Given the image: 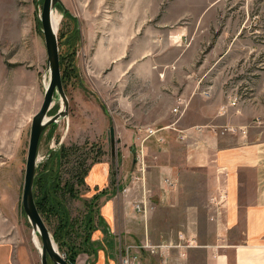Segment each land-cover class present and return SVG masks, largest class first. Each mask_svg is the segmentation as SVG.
I'll use <instances>...</instances> for the list:
<instances>
[{
  "label": "rangeland",
  "instance_id": "rangeland-1",
  "mask_svg": "<svg viewBox=\"0 0 264 264\" xmlns=\"http://www.w3.org/2000/svg\"><path fill=\"white\" fill-rule=\"evenodd\" d=\"M43 1L0 0V264H7L8 260H1L4 253L10 256L11 262L8 264H40L32 226L23 211L22 196L32 120L42 106L45 83L49 80L47 51L39 18ZM62 1L71 16H62L63 9L60 6L55 11L61 20L57 29L60 56L66 62L72 57L75 70L69 77L67 64L62 69L66 75L64 88L70 102L69 121L62 120L55 127L49 126L45 130L39 146V164L44 162L51 151L58 150L60 145L69 148V155L63 159L60 169L61 184H74L75 191L70 193L61 190L59 194L68 207L73 225L63 243L67 240L70 245H77L82 250L84 246L81 236L86 233L85 222L90 217L94 218L96 228L92 232L91 241L99 245L100 249L97 254L81 252L76 264L98 259L104 261V264L108 261L126 264L127 260L130 264H149L150 261L160 264L162 255L153 252L145 255L143 251L146 252V249L132 250L129 247L142 246L148 240L163 244L177 243L181 236L195 234L198 230L201 237L199 240L197 236V243L209 242V232L221 222L209 218V209L204 203L207 199L205 191L200 189L204 184L208 185V175L197 173L187 179V186L191 189L185 190L188 194L183 197L179 209H174L164 220H161L164 218L163 213L156 212L155 224L142 217L152 211L150 205H142L141 201L131 204L126 200L124 193L128 192V187L118 191V194L109 192L108 200L104 196L94 201L93 197L101 187H111L113 191L118 184L124 186L127 179L121 175L123 165L131 167L134 158L135 167L134 162L131 167H134V171L138 168L136 165L139 168L143 165L137 162L138 154L132 155L125 162L122 144L116 133V152H120L121 156H112L109 134L111 126L115 127V131L118 127L119 115L116 110L119 103L114 98L117 96L115 88L121 78L115 75L114 67L109 74L97 70L89 57L92 46L87 50V32L91 33L87 20L92 16L89 11L92 5L97 6L101 2ZM217 2V20L215 24L212 22L211 27H198L193 34L186 33V39L181 42L175 37L176 32L185 25L181 22L180 27L170 30L174 36L164 37L163 43L160 42L163 48L161 51L168 54L165 60L168 67L191 71V76L170 78L172 84H180L184 79L185 86L191 84L188 87L190 91L185 94L189 106H182L184 112L179 115L185 121L199 116L196 123L203 125L198 127L216 128L221 134H241L245 129L249 135L256 132L264 137V0ZM157 21H161V16L155 19V25ZM196 34L193 40L191 37ZM159 40L162 41L161 38ZM181 54L185 56L180 62L173 60ZM186 56L194 58L190 57V61ZM129 84L139 87L136 97L146 98L138 101L139 106L149 107L152 94L148 92L147 85L151 82L137 81ZM194 84L197 85L195 89L192 87ZM193 100L196 101L195 105ZM167 101L165 99L164 103L167 104ZM168 103H173L171 98ZM60 107L61 101L56 96L49 116L55 115ZM85 168H89L88 175L82 178L84 183L79 185L77 182L81 180ZM137 176L134 174L133 178ZM119 205L127 213L130 210L134 215L137 213L136 221H130L129 215L123 217ZM100 217L106 223L107 220L111 223L110 230L116 235L113 240L108 237ZM148 225L155 226L158 235L165 228L166 235L148 238ZM47 226L54 238L59 226L58 218H53ZM130 230L136 236H131ZM119 232L125 234L120 238ZM37 238L42 244L39 235ZM56 244L59 248V244ZM67 250L65 246L61 250L64 257ZM126 250L130 252L127 254Z\"/></svg>",
  "mask_w": 264,
  "mask_h": 264
},
{
  "label": "crops",
  "instance_id": "crops-1",
  "mask_svg": "<svg viewBox=\"0 0 264 264\" xmlns=\"http://www.w3.org/2000/svg\"><path fill=\"white\" fill-rule=\"evenodd\" d=\"M99 1L101 3L90 8L92 16L87 20L91 30L90 34L87 32V50L89 46L93 49L89 57L103 74L111 73L114 67L115 75L121 78L114 99L119 103L116 134L122 144V157L125 162L139 152L145 157L144 171L138 165L134 171L135 158L132 159L133 168L127 163L123 165L121 175L127 182L124 186L118 184L116 193L128 187V192L124 193L126 200L131 204L143 201L150 205L152 211L142 217L155 224L156 212L163 213L161 220H164L174 209H179L183 197L188 194L185 190L191 189L187 186V179L197 173L208 175V185L204 184L200 189L205 191L207 199L204 203L208 206L209 218L221 222L209 232V242L197 243V236L199 240L201 237L198 230L197 234L184 235L196 241L193 247L167 250V255L156 250L153 253L168 256V262H163V256L160 264H264V137L256 132L250 135L238 132L221 134L216 128L198 127L203 125L196 123L199 116L185 121L174 113L173 109L178 105L182 109L189 106L185 94L190 91L191 84L185 86V79L180 84H172L170 78L188 77L191 71L168 67L165 61L168 54L162 52L160 44L164 37L174 36L170 30L180 27L181 22L185 25L175 36L181 42L186 39V33L193 34L198 27L206 29L212 22L215 24L217 0ZM159 16L161 21L155 25ZM196 37L197 34L191 38L195 40ZM183 56L185 54L177 55L173 60L180 62ZM190 57L194 58L186 56L192 61ZM137 81L151 82L147 85L152 94L149 107L139 106L138 101L146 98L136 97L139 87L129 84ZM192 87L195 89L197 85ZM169 98L173 101L170 105ZM165 99H168L167 104ZM195 103L193 100V105ZM146 128L156 129L157 134L148 137ZM134 174L138 175L139 181H134ZM166 179H172L175 186L166 187ZM110 188L103 186L97 192ZM119 207L123 217L129 215L130 221H136L137 213L134 215L131 210L127 213L125 208L124 211L121 205ZM107 222L110 230L111 223ZM150 226L147 227L148 238L166 235L165 228L158 235L155 226ZM110 232L116 236L112 230ZM130 233L136 236L132 230ZM124 234L119 232L118 236L121 238ZM150 252L143 251L145 255L153 254ZM4 259L8 260L7 264L11 262L7 253L2 255L3 262ZM94 261L86 264L105 263L101 259ZM106 264L113 263L108 261Z\"/></svg>",
  "mask_w": 264,
  "mask_h": 264
},
{
  "label": "water",
  "instance_id": "water-1",
  "mask_svg": "<svg viewBox=\"0 0 264 264\" xmlns=\"http://www.w3.org/2000/svg\"><path fill=\"white\" fill-rule=\"evenodd\" d=\"M58 6L63 9L62 16L69 13L62 0H44L42 12L39 16L47 51V71L49 73V80L45 83L42 106L32 120L22 196L23 211L32 226L33 241L35 243V238L38 235L42 240L41 249L37 247L40 256V264H50V262L53 264H70L62 255L54 241L53 234L38 210L34 196L35 178L40 162L39 146L41 138L49 126L55 127V125L62 120L69 121L70 102L62 79L59 37L53 24V15ZM56 96H58L61 101V107L55 115L49 116ZM115 133V127L111 126L109 142L113 157L115 155L121 156L120 152H116L117 140Z\"/></svg>",
  "mask_w": 264,
  "mask_h": 264
},
{
  "label": "trees",
  "instance_id": "trees-1",
  "mask_svg": "<svg viewBox=\"0 0 264 264\" xmlns=\"http://www.w3.org/2000/svg\"><path fill=\"white\" fill-rule=\"evenodd\" d=\"M78 33L79 32H77L76 36H78ZM65 64H67L66 72L69 73V77H70L71 75H73L72 73L75 71L73 70V65H74L73 58L71 57L69 59V62H66L64 57L62 58L60 56L61 71L62 69H64L63 66ZM62 76H63L62 79L64 84L66 80L65 73H62ZM68 149H69L68 147L64 145H60L58 150L51 151L47 155V158L44 160V162L39 164L37 168V174L34 184V196L38 210L41 213L47 225H50L53 218H58L59 226L55 230L54 238L56 242L59 244L60 252L61 250L64 249V246L68 249L65 252L66 260L70 264H76L77 257L79 256V254H81V252L88 254L92 252L93 254H97L100 247L99 245L92 244L91 241L92 232L96 229L94 227L93 217H90L85 222L86 233L81 236L82 245L84 246V248L82 246L83 248L82 250H80V248L77 245H70L67 240L65 241V243H63L64 238L66 239L67 233L73 224L70 219L68 207L64 199H62V196L59 194V192L61 190H66V192H70V193L75 191L74 184H69L68 182L65 183V185L63 186L61 184L62 171L60 172V169L61 166L63 165V159L69 155ZM88 172H89V168H85L83 170L81 180L79 179L77 182L79 185L84 183V179L88 175ZM83 177L84 179L82 180ZM118 189L119 187L113 188V191H111L110 189L102 190L98 192V194H95L93 199L94 201H97L101 197L107 196L109 192L110 194L112 193L116 194ZM99 220L105 226L108 237L113 240L114 236L111 234L106 222L103 220L102 217H100Z\"/></svg>",
  "mask_w": 264,
  "mask_h": 264
},
{
  "label": "built area",
  "instance_id": "built-area-1",
  "mask_svg": "<svg viewBox=\"0 0 264 264\" xmlns=\"http://www.w3.org/2000/svg\"><path fill=\"white\" fill-rule=\"evenodd\" d=\"M235 104V102H233V105ZM181 105H178L176 106L173 111L174 113H177V114H180L182 115L184 111L181 110ZM228 130V129H227ZM145 132L147 133V136L148 137H151L153 135H156L157 134V130L156 129H153V128H146L145 129ZM242 133L243 134H247V130L243 129L242 130ZM137 162H139L141 165H143L142 167H140V170L141 171H144L145 169V157H144V154L143 152H141L140 154L137 155ZM134 180L138 179V177H134L133 178ZM165 186L168 187V188H172L175 186V182L172 180V179H166L165 180ZM142 205H145V202L142 201ZM180 242L179 243H175V244H171V243H168V244H159V245H154V244H151L149 241H147L145 244H143L142 246H137V245H131L129 247V249L131 248L132 250L133 249H141V250H150L151 252H155L156 251H160L159 253L161 254H164V255H167V253H165L167 250H171V249H175V248H188V247H193L194 245H196V241L194 240H189L187 238H185L184 236H181L180 238ZM163 252H162V251ZM130 251L129 250H126V253L128 254ZM163 255V256H164ZM134 258L136 259L137 256H134ZM168 256H164V260L163 262L164 263H167L168 262ZM126 264H130V261L127 260Z\"/></svg>",
  "mask_w": 264,
  "mask_h": 264
},
{
  "label": "bare ground",
  "instance_id": "bare-ground-1",
  "mask_svg": "<svg viewBox=\"0 0 264 264\" xmlns=\"http://www.w3.org/2000/svg\"><path fill=\"white\" fill-rule=\"evenodd\" d=\"M60 22H61V20H60V17L58 16V14H54L53 15V24H54L55 30L58 29V26H59ZM35 243H36L37 247L39 249H41L42 244H41L40 240L37 237L35 238Z\"/></svg>",
  "mask_w": 264,
  "mask_h": 264
}]
</instances>
